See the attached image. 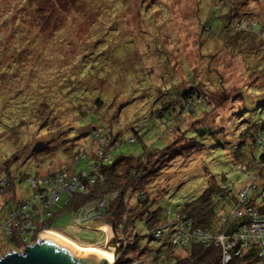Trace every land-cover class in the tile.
Instances as JSON below:
<instances>
[{
  "label": "trees",
  "instance_id": "trees-1",
  "mask_svg": "<svg viewBox=\"0 0 264 264\" xmlns=\"http://www.w3.org/2000/svg\"><path fill=\"white\" fill-rule=\"evenodd\" d=\"M95 1L99 0H3L1 3L2 9L7 8V12L2 14L0 10V16H2L0 22V51L3 55L0 59V75H5L12 68H16L21 59L25 58L29 62L30 56H32L30 49L35 45L33 41L40 42V39L42 40L43 29L51 24V20L56 14L55 11L66 14L68 10L76 7L82 13L84 6L86 7ZM106 1L101 0V3ZM119 1L122 3L121 0ZM243 2L247 4L249 0L196 1V9L193 14L197 21L195 26L196 38L198 39L196 43L197 55L199 59L208 57L206 63L201 61L200 70L202 68L208 69L209 73H212L213 70L210 68L211 58L214 54L219 56L221 47H225L224 49L230 54H244L245 63L241 67L247 75H253L254 79L258 78V74L264 76V12H261L258 19H256L258 13L252 12L253 10L245 12L246 16L251 15L248 17L252 18L250 21H248L249 19L245 20V18H241L238 12ZM46 6L52 10L50 12L45 10L44 7ZM113 6L110 5L109 8ZM114 9L111 8V10ZM136 13L138 17V36L142 38L139 43L142 41L146 48L151 49V54L157 55L161 67L162 65L165 67V73L162 71L161 78L155 79L154 69L151 66L148 67V57L137 51V48L139 49L137 40L134 43L133 38L127 37V43L130 47L123 45L126 38L121 35V30L125 29H122L120 22L114 21V15H111L110 26L106 28V31H103L99 39L92 40V45L88 46L89 50L87 51L89 52L85 53L86 56L84 54L85 57L83 58L85 59L82 58L75 64L73 60V64L70 65L73 67V71H68L65 77L56 76L55 79L58 78L56 79L58 85L52 90L50 87L44 90L40 89L41 92L37 96L28 94V88H26L24 91L21 90V94H10V98H0V112L10 113L9 118H0L1 127L4 129L16 128L14 133H17L18 138L23 137L21 133L26 137L30 135L27 137L29 140H24L26 141L24 143H28L27 147L29 145L35 147L32 148V153L25 154V152V155L13 152L9 155L11 160L2 162L3 164L0 165V193L6 190L7 181L13 179V183L8 189L11 195L7 200V203L12 200L13 204L8 207L9 209L5 208V219L0 231L13 243V246L19 248V252L28 243L32 244L35 238L34 236H28L27 233L21 236H18L16 232L13 236L8 235L4 223L8 219L9 213L32 202L34 193L41 189L45 190L47 182L54 176L55 172L62 170L66 171V177L62 179L63 181L71 184L73 178H77L76 187L71 195L64 193L56 203L45 210V212L50 213L49 216L47 215L48 217L45 216L44 210L41 211L40 206L31 209H29L31 205L28 207L29 214H36L34 211L36 210L45 219L42 224L39 223L36 226V231L51 230L53 224L66 214H72L73 216L74 232L76 230L79 232V228L83 227L91 230L94 225L108 218L112 220L115 229L122 236V240L118 242V259L115 264H133L135 261L137 264H161L163 260L172 259L171 264H223L222 246L217 237L221 234L226 236L234 234L236 236L235 234L240 231L242 220L235 211L247 212L246 208H251L260 212L264 209V176L261 173L264 170V153H261L258 159L255 158L256 150L262 147L261 135L264 132V83L257 86L245 82L244 86L230 89V92H228L224 86L216 85L218 83L211 80V86L222 93L218 103L213 105L207 96L208 93H212L209 89L211 86H205L204 82H199L202 84L199 85L194 74L189 71L183 62L181 63V69L186 83L182 79L176 78L174 73L170 71L168 61L160 49L161 43L154 36L153 32L160 26L155 19L162 17V22L166 23L168 28L173 26L170 19V9L166 2L163 0H140L136 5ZM154 13H158V17H154ZM56 16L58 15L56 14ZM10 19L14 21V26H12L14 29L10 28ZM139 25L145 28L141 30ZM109 28L110 32L107 33ZM4 29L8 30L11 38L15 39L13 43L5 40L4 35H6V32ZM31 31L36 35L33 36L32 40H29L30 38L26 39V42V35L31 34ZM107 34H110L109 37L112 39L109 42L110 47H106V45L99 47L103 41H106L105 36ZM150 41H153V44H150ZM213 47H217V50H214ZM108 54L110 60H107ZM136 59L143 62V69L146 70L144 76L149 78L151 93L155 91L154 94L149 95V99H145V102L148 106L151 101L154 102L156 99L157 101L154 102V106H151V108L147 107L141 111L135 109L134 118L137 119L138 116L143 114L144 118L142 119L146 120L147 123H152V128L161 129L159 127H162L164 131L161 129L162 136L159 135L156 138L158 143L155 146L142 144L143 154L139 158L120 156L113 159L112 152L116 147L124 142L126 143V141L128 144L140 141L138 131H135L138 128L135 124L139 123V119L136 123L129 125L133 132V138L123 140L121 137H116L120 133H115L112 126L104 123L102 117L105 113H111L113 116L114 112L112 113L109 109L119 97L118 93L108 98L101 95V93H97L99 88L95 86H98L99 83L112 84L115 88H117V85L124 86L122 87L123 90L120 88L119 93L122 95L120 96L123 98L122 100L126 101L120 105H118L121 101L120 98L115 101L117 107L114 118H116L117 112L132 102L131 96L123 95V93L127 90L128 85H133L137 81V75H139L135 68L131 65H123V63ZM39 60V58L36 59L33 72L37 69L41 70L38 64ZM6 61L10 62L6 63ZM20 63H23V61H20ZM30 70L25 79L32 77L31 80H28L29 83L27 81L29 87L32 86L31 81L37 78V75L33 76ZM208 71H205V73L207 74ZM167 75L169 77L165 81ZM4 78L7 80V77L3 76L2 79ZM168 82L169 90L166 89L165 93L161 86ZM38 84L43 83L38 82ZM34 89L36 88L34 87ZM163 92L169 95V101L165 99L166 95ZM61 98L66 101L64 107L59 108L58 106L60 110H55L54 106L56 103L61 102ZM143 98L144 96H142ZM226 100L232 103L228 105L230 115L225 120V126L216 128L209 126L202 121L203 117H199L200 113L208 115L213 109L221 106L220 102L224 103ZM158 102L161 104H157ZM201 106L202 108L199 109ZM106 109L107 112H105ZM42 112L45 114L38 117V114ZM175 114H178L180 118L184 114L192 115L196 122L195 126L190 129L177 120L173 121ZM29 115H37L35 118L38 126H34L35 130L32 129V132L28 134L24 132V129L28 127L25 126V122ZM63 116H67L70 120L68 123L67 120L62 122V124L67 123L66 130L62 129V124L58 129L50 127L52 122V126L55 124V120L60 123L58 118ZM33 124L35 123L31 124L29 122L30 126ZM173 130L177 134L172 138L169 132ZM63 133H66V136ZM105 136H107V146L105 148L116 142L115 146L109 151L96 149L97 141L103 140ZM44 137H48L46 143H40L41 146L32 145L39 143V140ZM75 137L83 138L86 146L83 144L82 149L75 148L74 150L66 146L69 150L68 160L65 159L66 163L42 176L43 181L36 188L30 186L28 179L31 177L19 169V166L16 165L14 167L16 169L11 170L13 165L10 166V164L20 155H24L32 162L37 160V155H41L39 158L43 159L44 163L47 162L52 158V155L61 150L60 144L65 141L72 142ZM44 149L49 150L45 152ZM35 152L38 153L35 155ZM185 158H188L187 163L194 160L198 161L194 165L197 166L194 167V171L198 172L200 169L201 173V169L203 170L206 184L198 195L189 196L176 206L175 221L166 222L164 217L161 216L159 208L153 207L152 204L164 199L166 189L169 187L168 181L173 182V180L166 179L163 183L166 189H162L161 196L156 201L151 197V194L155 191L152 187L153 184L157 185L156 180L159 181L158 177L162 173L166 171V173H174V170H176L175 168L173 170L175 163ZM84 159L88 167L81 171L76 170L74 168L76 163ZM208 160L211 161L213 169L206 166ZM179 167L182 170H177V173L185 171L186 168L192 169L189 164L188 166L182 165ZM250 167L259 169V174L254 176L251 184L245 188L256 190L258 178L263 179V193L259 194L261 197L260 204L255 201L259 196L256 194L249 196V192L246 198L248 204L240 202L239 193L243 190L233 194L231 185L227 183L226 169L246 172ZM48 175L50 178L47 177ZM36 177L40 178L41 176L36 173L33 178ZM25 180L32 190L31 194L28 195L29 199H26L28 196L22 200L16 199L14 193H16L17 188L15 186ZM179 183L180 181L173 184V186L180 185ZM150 184L151 186L146 187ZM62 196H64L63 199ZM133 196H135L134 207L130 208L128 203L129 201L132 202ZM96 200H103L105 204L99 219L95 218L96 220L91 219L85 223L75 224L77 215L81 212L86 213L89 206ZM7 206L6 204L5 207ZM34 214L33 216H35ZM171 214V211H164V215L167 217ZM33 220L34 223H37L36 219ZM137 222H140L145 229L144 238L159 240L168 233L165 241L155 248L140 247L139 242L142 236L136 229ZM168 225L169 227H167ZM167 228L169 229L168 232ZM198 231L203 232L205 236L199 235ZM23 237H27L26 242L19 243ZM64 237L66 238V236ZM67 239L69 238L67 237ZM224 240L227 241V239ZM74 242L86 246L85 243ZM17 249H10L7 252H16ZM129 251L138 255L126 258ZM4 254L0 251V257ZM226 264H264V257L261 258L258 255L253 245H248L241 257L232 256V259Z\"/></svg>",
  "mask_w": 264,
  "mask_h": 264
},
{
  "label": "rangeland",
  "instance_id": "rangeland-1",
  "mask_svg": "<svg viewBox=\"0 0 264 264\" xmlns=\"http://www.w3.org/2000/svg\"><path fill=\"white\" fill-rule=\"evenodd\" d=\"M9 1V0H8ZM11 1V0H10ZM114 3H113V2ZM107 0L106 2L101 3V0L95 1L93 3H90L86 7L82 9V13H80V9L73 7V9L68 10L66 14L63 12H56L54 15V18L51 20V24L49 26L44 27L43 29V38L40 39V42H35V45L31 47V54L29 62H27L24 59H21L20 61H23V63H20L16 68H12L8 73L5 75H0V98H10L11 95H15L17 93H20L21 90L24 91V89L28 88V94H34L39 96L41 90H44L48 87L52 90V88L56 87L58 85L57 80L55 79L56 76H66V73L69 71H73V67L70 65L77 63L80 59L86 56V52L88 53L90 45H92V40H97L102 36L103 31H106V28H108L111 24V15H114V21L117 20L120 22V25L122 26L121 35L125 37L123 45H128L127 43V37L133 38L134 43L136 40L139 43V40L142 39L138 36V27H137V13H136V5L138 1L140 0H121L122 3H120L119 0ZM166 2L170 9V19L173 22V26L171 28H168V25L166 23L162 22V17L159 19H155L158 24H160L159 28L155 29L154 36L159 40L161 43V50L164 53L167 63L170 66V71L174 73L176 78L182 79L184 83V77H183V71L181 69L182 62L185 63L189 71H191L194 76L196 77V81L204 82L205 86H211L210 81L215 80L220 86H224V88L230 92V89L239 88L244 86L245 82H249L252 85H260L264 83V76L261 74H258V78L254 79V76H249L243 71V64L245 63V59L243 58L244 54L240 53V55H233L230 54L228 51H226L223 47H221V51L218 54H214V56L211 58L212 61L210 68L213 70L212 73H209L208 69H201V61L206 63L205 61L208 60V57L204 58H198L197 55V45L198 39L196 38V29L195 26L197 25L196 18L194 17L195 13V4L197 0H163ZM212 2V0H210ZM234 1V0H233ZM3 0H0V10L2 11V14L7 12V8L4 10L2 9V3ZM209 2V1H207ZM116 3V4H115ZM248 4V5H247ZM243 4L240 6L238 12L241 15V18H245V20L250 21L252 18H249L248 16L251 15H245V12H252L258 13L257 18L258 19L261 15V12H264V0H249V2ZM110 5H114L111 8H115L114 10H111ZM45 10L50 12L52 9L48 6L44 7ZM158 13H154V17H158ZM250 14V13H249ZM247 18V19H246ZM2 20V16H0V22ZM161 22V23H160ZM118 25V24H117ZM10 28L14 26V21H11L10 19ZM140 29L143 30L145 27L140 26ZM14 29V28H12ZM5 30V29H4ZM4 38L5 40L9 42H14L15 39L11 38V36L8 34V30H5ZM110 32V28L107 30V33ZM111 34V33H110ZM110 34H107L105 37L106 41H103L99 47H110L109 42L112 40ZM9 35V36H8ZM36 35L31 31V34H27L26 39L30 38L29 40L33 39V36ZM105 35V34H104ZM41 36V37H42ZM117 38V37H116ZM139 38V39H138ZM36 40V37H35ZM155 40V39H153ZM145 43L147 41H144ZM24 43V42H23ZM148 43V42H147ZM150 44H153V41L149 42ZM145 44L141 41L139 43V49L137 48V51L140 52L143 56L148 57V67H152L154 69V77L155 79L160 77L161 74L164 71L165 73V67L158 63V57L156 54H151V49H148L144 46ZM112 47V45H111ZM127 47H130L129 45ZM218 47V46H217ZM216 47V48H217ZM214 48V47H213ZM214 48V50L216 49ZM141 50V51H140ZM217 50V49H216ZM14 54V53H13ZM85 54V56H84ZM17 55V54H15ZM2 53L0 51V59H2ZM26 57V56H25ZM107 60H110V55L108 54ZM39 58L38 64L41 67V70L37 69L34 70V65L36 64V59ZM85 58H83L84 60ZM10 61H6L8 63ZM5 63V64H6ZM120 65V64H119ZM123 65H131L139 75H137V81L133 85H128L127 90L123 93V95L131 96L132 102L129 105H126L123 107L119 112H117L116 118H114L115 109L117 107V102H115L118 98L121 99L119 101L120 105L121 103L125 102L126 100H122L123 98L121 93H119L120 88L123 90V85H117V88L113 86L112 84H106V83H99L98 86L95 87L99 88V91L97 90V93H101V95L105 97H112L116 93H118V98L113 102L112 107L109 109L112 113L110 115L109 113H105L103 115L104 123L109 124L114 129L113 131L115 133L119 132V135H116V137H121L123 140H127L128 138H133L132 136L133 132L130 129V124L136 123L139 119V123L137 122L135 125L138 126L135 131H138L140 141H137L134 144H128L122 143L120 146L116 147V149L112 152L113 159H117L120 156H133L134 158H139L142 152V144L151 146L156 145L158 141L156 138L162 136V131L164 129L162 127H159L161 129H155L152 128V123H147L146 120L144 121L142 118H144L143 114L138 116L137 119L134 118V111L135 109L145 110L147 107L154 106V102L157 101V99L153 102L151 101L150 104H146L145 99H149V95L154 94L151 93V87L149 78L145 77V68L143 69V62L139 59L136 60H128L127 63H123ZM31 69V70H30ZM1 70V69H0ZM31 71V74L37 75V78L34 79L32 82V86L29 87L27 84L28 80H31V78L26 79V76L28 71ZM205 71H208L206 74ZM153 72V71H152ZM215 73V74H214ZM142 74V75H141ZM141 75V76H140ZM3 76L7 77V80L3 78ZM163 77L165 75H162ZM167 77H165V81H167ZM161 78V77H160ZM209 78H211L209 80ZM30 81H28L29 83ZM38 82H41L43 84H38ZM181 82L182 85L184 83ZM199 85H202L199 83ZM34 87L36 89H34ZM160 87V86H158ZM208 87V88H209ZM217 87V86H216ZM162 90L166 93V89L169 90V82L165 83L163 86H161ZM41 89V90H40ZM49 89V90H50ZM212 93H208V99L210 102H212L213 105L218 103V100H220L221 91H218L217 89H214L213 86L209 88ZM145 92V93H144ZM163 92V93H164ZM164 93V94H165ZM21 94V93H20ZM169 94V93H167ZM166 95V94H165ZM142 96L144 98L142 99ZM165 99L169 98V95L165 96ZM134 99V100H133ZM163 99V101H165ZM60 103H56L54 106V109H58L60 107H64V103L66 102L63 98L60 99ZM170 99H168L169 101ZM232 102L229 103V101L220 102L221 106H218L217 108L213 109L211 113L208 115H203L204 113H200L199 117L202 118V121H204L209 126L219 127V126H225V120L230 115V112L228 110V105H230ZM2 104V103H1ZM157 104H161L158 102ZM119 107V106H118ZM156 107V105H155ZM202 108L199 107V109ZM105 110L107 112L108 110ZM60 110V109H58ZM57 110V111H58ZM56 111V112H57ZM5 112V111H4ZM3 114V115H2ZM45 113L38 114V117H41V115H44ZM10 113H1L0 112V118L6 117L9 118ZM37 116V115H35ZM34 115L27 116V120L25 122V126L28 127L24 129V132L30 133L32 132V129L35 130L34 126H38L36 122V118ZM62 118V119H61ZM61 118H58L60 123H57V120H55V124L50 127L55 129H58V127L61 126L62 122L67 120V123L70 121L67 116H63ZM175 119V120H174ZM173 121H178L188 128H193L196 124V122L193 119L192 115H183L182 118L178 116V114H175V118ZM5 121V120H4ZM148 121V120H147ZM29 122L35 123L32 126L29 125ZM169 122V121H168ZM62 124V129H67L66 124ZM16 128L11 129H4L0 125V165H2V162H7L10 159V154L13 152H18V154H28L29 152L32 153V147L29 145L26 146L24 140L28 139L27 137L23 135V137L18 138L17 133H14V130ZM149 129V130H148ZM148 130V131H147ZM172 135V138L177 134L174 130L169 132ZM224 134V132H223ZM64 136H66V133H63ZM148 135V136H145ZM46 136V135H44ZM48 137H44L41 140H39V143L32 144L41 146L40 143H46ZM107 136L103 140H98L96 143L95 148L99 150H110L113 148L116 144L114 142L112 145H110L108 148H105L107 146ZM21 139V140H19ZM262 139V147L256 150L255 158L258 159L259 155L261 153H264V132L261 135ZM29 140V139H28ZM73 144V145H72ZM84 144L83 138H76L75 140L71 141H65L64 143L60 144L61 150L58 153H55L52 155V158L44 163L42 161L43 159H40L37 155L36 161H29L24 155H20V157H17L16 160H14L10 166H12V171H14L16 168H14L16 165L19 166V169H21L23 172H26L29 177L33 178L36 173H39V175L42 177L44 175L49 174L48 172L55 170L59 168L61 165H63L65 162V159L68 160V152L69 149H82V145ZM67 146V148H66ZM86 146V144H84ZM50 149V148H49ZM49 149H44L43 151L47 152ZM38 152H35V155ZM3 154V155H2ZM34 154V152H33ZM214 155V154H213ZM218 155V154H216ZM17 156V154H15ZM14 158V156H13ZM209 159L210 156H208ZM188 158L182 159L175 163V166L173 167L176 170H174V173H162L159 178V181L156 180V184H153L152 189H155V191L151 194V197L155 199V201L160 198L162 189L165 188V185L163 184L166 179H171L173 182L168 181L169 187L166 189L167 192L165 193L164 199L160 202H155V204H152V206H156L159 208V212L161 213V216L164 217L166 222L169 221H175L176 220V206L179 205L185 198L189 196H196L200 193L201 189L205 186V178L203 174V170L200 169L198 172L194 171L197 166H194L198 163V161L194 160L191 163H187ZM217 159V158H216ZM11 160V159H10ZM29 161V162H27ZM32 163V164H31ZM196 163V164H195ZM27 164V166H25ZM188 164L191 166L192 169L186 168L185 171L177 173L176 171L182 170L179 166L185 165L188 166ZM179 165V166H178ZM207 167L213 169V165L210 160H208ZM88 166L86 164V160H80L76 163V166L74 167L76 170L81 171L86 169ZM14 168V169H13ZM172 170V171H173ZM228 176L227 183L231 185L232 193H238L240 190H244L246 186H249L253 180L254 176H258L259 169L256 167H250L246 170V172L241 171H234L232 169H226ZM14 173V172H13ZM262 175L264 176V170L261 171ZM1 178V176H0ZM11 181V182H10ZM175 181V182H174ZM180 181V185H174L177 184V182ZM13 183V179H9L6 184V190H3V193H0V227L3 224V221L5 219V208L9 209L8 207L12 206L13 202L12 200L7 203V200H9V197L11 193L8 191V189L11 187L10 185ZM164 185V186H163ZM151 186L147 185L146 187ZM257 189L256 190H250L249 196L251 195H258L263 193V179L261 177L258 178V181L256 183ZM16 189V199L22 200L25 199L28 195L31 194L32 190L29 187L28 182L22 181L20 184L15 186ZM141 187V186H140ZM62 199L64 196L61 197ZM134 198L132 197V202L129 201V207H134ZM29 199V196L26 198ZM256 203H261V197L259 196L256 198ZM8 205L5 207V205ZM153 209V208H152ZM168 210L171 211L170 216H165L164 211ZM72 214H66L64 216H61L51 227V230L54 231V233H60L69 239L72 240V242L75 245H78L84 249H95L99 250L108 254H112L113 250L108 249L106 247V233L103 234L99 231L98 228H102V223L106 221H112L108 218H106L103 222L98 223L97 225H94V228L86 229L85 227L79 228V232L76 230L74 232V226L72 224ZM113 223V222H112ZM72 224V225H71ZM106 226V225H105ZM103 226V228H106ZM169 227V225L167 226ZM137 231L141 234L142 239L139 242L140 247H149V248H155L160 246L163 241H165V238L167 237L168 233L161 238L154 239V240H148V238H144L145 229L141 225L140 222H137L136 225ZM168 229V228H167ZM46 230L47 232L52 231ZM103 230V229H102ZM116 230V229H115ZM45 231V232H46ZM118 231V230H117ZM169 229L167 230V232ZM119 232V231H118ZM53 233V232H52ZM56 233V234H57ZM77 233V235H76ZM58 234V235H60ZM120 234V232H119ZM121 235V234H120ZM61 236V235H60ZM63 237V236H62ZM122 240L121 238H118ZM118 239H115L112 242H109L108 244H111ZM36 240V238H35ZM34 240V241H35ZM78 243H85L90 244V246H84L79 245L75 243L74 241ZM4 234L0 231V251L2 253L8 254L13 251H9L10 249H17V247L12 245ZM29 245V243L27 244ZM24 249V248H22ZM16 252H19V248L15 250ZM7 252V253H6ZM178 252V251H177ZM179 253V252H178ZM4 254V255H5ZM134 256H137L138 254H133L129 251V253L126 255V258H131ZM3 256V255H2ZM140 258V257H138ZM173 262L172 260H163L161 264H171Z\"/></svg>",
  "mask_w": 264,
  "mask_h": 264
},
{
  "label": "built area",
  "instance_id": "built-area-1",
  "mask_svg": "<svg viewBox=\"0 0 264 264\" xmlns=\"http://www.w3.org/2000/svg\"><path fill=\"white\" fill-rule=\"evenodd\" d=\"M47 177L50 178L49 175ZM64 177H66L65 170L55 172L54 176H52L47 182V188L34 193L32 202L22 205L19 209H15L13 212L9 213L8 219L4 223L8 235L13 236L14 232H16L18 236L27 233L28 236H34V238H36L38 234L46 231L45 229L40 232L36 231V226L39 225V223L42 224L45 219H43V215L41 216L36 210H34L36 214L33 213L35 216L29 214L28 207L31 205L29 208L31 209L40 206L41 211L44 210L45 216L48 217L50 213L48 211L45 212V210H48L54 203H56L59 197L64 193L71 195L76 187L75 182L77 178L74 177L73 183L69 184L62 180ZM42 179L43 177L30 178L28 179V182L32 188H36L38 184H41V181H43ZM80 189H82V187H80ZM250 190L251 189L245 188L239 193L240 202L248 204L246 198L247 193ZM104 206L105 204L103 200H96L89 206L86 213L81 212L77 215L75 224H80L82 222L85 223L91 219L94 220L95 218L99 219L102 215ZM91 210H93V212H91ZM246 210L247 212L235 211L242 220V223H240L241 229L235 234L236 236H234V234L231 236L221 234L217 237V240L222 246L223 264L228 263L232 259V256L241 257L248 245H253L257 250L258 255L261 258L264 257V209L260 212L251 208H246ZM33 219H36L37 223H34ZM197 233L201 236H205L201 231H198ZM224 239H227V241L225 242ZM26 240L27 237H23L19 243H24ZM133 264H137V262L135 261Z\"/></svg>",
  "mask_w": 264,
  "mask_h": 264
},
{
  "label": "water",
  "instance_id": "water-1",
  "mask_svg": "<svg viewBox=\"0 0 264 264\" xmlns=\"http://www.w3.org/2000/svg\"><path fill=\"white\" fill-rule=\"evenodd\" d=\"M104 223L106 228L100 229L106 233L105 245L108 249L113 250L112 254L77 248L67 240L44 231L38 234L36 240L32 244L26 245L21 252H11L1 256L0 264H115L118 259V242L120 241L118 238H121V235L115 230L112 221H104ZM41 239L44 241H40ZM115 239L118 240L114 244H108ZM81 251H83L82 255H80Z\"/></svg>",
  "mask_w": 264,
  "mask_h": 264
},
{
  "label": "bare ground",
  "instance_id": "bare-ground-1",
  "mask_svg": "<svg viewBox=\"0 0 264 264\" xmlns=\"http://www.w3.org/2000/svg\"><path fill=\"white\" fill-rule=\"evenodd\" d=\"M46 232H47V231H46ZM42 233H43V232H42ZM50 233H52V232H50ZM53 234H55V235L61 237L62 239L67 240L66 238H64V237H62V236H60V235H58V234H56V233H54V232H53ZM40 241H44V239H41ZM67 241H68L69 243L73 244L74 246H77V248L84 249V248H82V247H80V246H78V245H75L73 242H71V241H69V240H67ZM85 250H87V249H85ZM91 250H95V249H91ZM96 251H99V250H96ZM100 252H102V251H100ZM76 253H77V250L75 251V255H76ZM82 254H83V251L80 252V255H82ZM106 254H108V253H106ZM73 257H74V256H73ZM79 259H81V258H79Z\"/></svg>",
  "mask_w": 264,
  "mask_h": 264
},
{
  "label": "crops",
  "instance_id": "crops-1",
  "mask_svg": "<svg viewBox=\"0 0 264 264\" xmlns=\"http://www.w3.org/2000/svg\"><path fill=\"white\" fill-rule=\"evenodd\" d=\"M106 221V220H105ZM103 226H105V223L103 222L102 223V227ZM106 227V226H105ZM99 229V231L101 232V233H103V234H105V231L104 230H102V229H100V228H98ZM58 234V233H57ZM61 236H63V235H61ZM64 237V236H63ZM66 239H67V237H66ZM67 240H69V241H71L70 239H67ZM72 242V241H71ZM85 246V245H84ZM86 246H90L89 244H86Z\"/></svg>",
  "mask_w": 264,
  "mask_h": 264
},
{
  "label": "clouds",
  "instance_id": "clouds-1",
  "mask_svg": "<svg viewBox=\"0 0 264 264\" xmlns=\"http://www.w3.org/2000/svg\"><path fill=\"white\" fill-rule=\"evenodd\" d=\"M53 232V231H52Z\"/></svg>",
  "mask_w": 264,
  "mask_h": 264
}]
</instances>
